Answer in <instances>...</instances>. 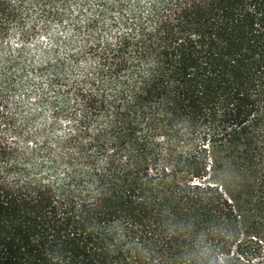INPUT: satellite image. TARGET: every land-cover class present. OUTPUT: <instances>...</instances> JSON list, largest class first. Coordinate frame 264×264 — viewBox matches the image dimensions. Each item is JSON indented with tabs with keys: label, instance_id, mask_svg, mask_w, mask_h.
Masks as SVG:
<instances>
[{
	"label": "trees",
	"instance_id": "obj_1",
	"mask_svg": "<svg viewBox=\"0 0 264 264\" xmlns=\"http://www.w3.org/2000/svg\"><path fill=\"white\" fill-rule=\"evenodd\" d=\"M0 264H264V0H0Z\"/></svg>",
	"mask_w": 264,
	"mask_h": 264
},
{
	"label": "rangeland",
	"instance_id": "obj_2",
	"mask_svg": "<svg viewBox=\"0 0 264 264\" xmlns=\"http://www.w3.org/2000/svg\"><path fill=\"white\" fill-rule=\"evenodd\" d=\"M47 41H48V37H45V38H43V41L42 42H44V44L45 43H47ZM39 43V42H38ZM38 45V48H40V46H42L41 45V43H39V44H37ZM33 50L35 49V46H33V47H31Z\"/></svg>",
	"mask_w": 264,
	"mask_h": 264
}]
</instances>
